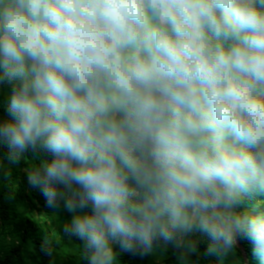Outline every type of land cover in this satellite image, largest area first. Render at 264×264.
Listing matches in <instances>:
<instances>
[{
  "label": "clouds",
  "instance_id": "obj_1",
  "mask_svg": "<svg viewBox=\"0 0 264 264\" xmlns=\"http://www.w3.org/2000/svg\"><path fill=\"white\" fill-rule=\"evenodd\" d=\"M4 90L0 148L42 157L85 264H264V0H0Z\"/></svg>",
  "mask_w": 264,
  "mask_h": 264
},
{
  "label": "trees",
  "instance_id": "obj_2",
  "mask_svg": "<svg viewBox=\"0 0 264 264\" xmlns=\"http://www.w3.org/2000/svg\"><path fill=\"white\" fill-rule=\"evenodd\" d=\"M5 93L0 91V118L6 116ZM41 160L27 153L19 164L10 165L6 149L0 148V264H85L82 243L62 232L67 214L62 208L44 207L39 192L28 187L26 174L38 168ZM243 246L248 249L246 242ZM203 249L204 245H199L198 251L190 255L189 264H212ZM150 253L143 257L119 253L117 264H151ZM230 255L238 264H244L240 249ZM164 264L183 263L173 255Z\"/></svg>",
  "mask_w": 264,
  "mask_h": 264
},
{
  "label": "rangeland",
  "instance_id": "obj_3",
  "mask_svg": "<svg viewBox=\"0 0 264 264\" xmlns=\"http://www.w3.org/2000/svg\"><path fill=\"white\" fill-rule=\"evenodd\" d=\"M196 239L197 238H193V242H195ZM193 253L194 252L189 251L187 242L179 249L161 246L151 251V264H164V262L173 255H176L183 264H189V257ZM222 264H238V260L235 256L229 255L227 260L223 261Z\"/></svg>",
  "mask_w": 264,
  "mask_h": 264
},
{
  "label": "water",
  "instance_id": "obj_4",
  "mask_svg": "<svg viewBox=\"0 0 264 264\" xmlns=\"http://www.w3.org/2000/svg\"><path fill=\"white\" fill-rule=\"evenodd\" d=\"M243 249L244 250H240V251L242 252V256H243V260H244V256H245V248H244V246H243Z\"/></svg>",
  "mask_w": 264,
  "mask_h": 264
}]
</instances>
